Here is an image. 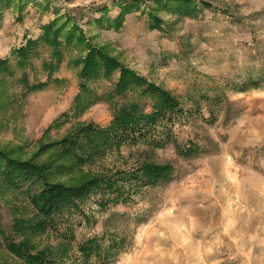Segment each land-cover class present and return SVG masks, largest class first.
Masks as SVG:
<instances>
[{
	"label": "rangeland",
	"instance_id": "1",
	"mask_svg": "<svg viewBox=\"0 0 264 264\" xmlns=\"http://www.w3.org/2000/svg\"><path fill=\"white\" fill-rule=\"evenodd\" d=\"M20 1L25 3L20 12L2 10L0 58L25 37L41 34L42 25L67 17L88 43L168 90L183 109L172 123L159 125V134L169 137L164 146H112L56 178L75 184L151 161L173 165L169 180L104 206L92 193L68 223L28 233L32 249L62 264H83L78 246L97 237L103 248H115L110 264H264V0H193L197 5L190 14L171 12L155 0ZM128 1L138 7L124 15L118 29L95 21L100 15L113 19L120 12L117 2ZM149 12L159 28L150 27ZM83 49L63 48L53 80L30 92L19 78L24 73L30 83L46 81L41 62L48 49L40 46L23 68L11 58L13 74L0 81V150L42 162L50 156L47 144L79 123L110 122L111 110L102 101L79 114L72 110L79 79L71 60ZM259 76V87L239 88ZM116 77L89 86L100 93ZM174 141L194 144L197 153L178 154ZM33 214L23 193L0 194V264H25L6 242L22 239L14 221ZM90 262L98 264L94 258Z\"/></svg>",
	"mask_w": 264,
	"mask_h": 264
},
{
	"label": "trees",
	"instance_id": "2",
	"mask_svg": "<svg viewBox=\"0 0 264 264\" xmlns=\"http://www.w3.org/2000/svg\"><path fill=\"white\" fill-rule=\"evenodd\" d=\"M171 12L190 14L197 3L193 0H155ZM163 3V4H162ZM119 14L113 19L100 15L95 18L98 23L106 22V27L118 29L124 15L131 8L138 7V2H117ZM25 3L20 0H0V22L3 9L16 7L20 12ZM205 6H210L205 3ZM100 11H108L101 8ZM150 27L159 28V19L152 12L148 13ZM70 19L57 18L42 25V33L37 37H25V42L13 47L10 54L0 58V81L13 74L11 58L15 66L23 68L29 59L38 56L39 47L48 49V58L41 62L46 73V81L30 83L26 74H21L19 82L26 92L42 89L53 80L52 75L63 60V48L84 47L83 54L71 60L78 66V92L73 98L72 110L79 114L96 102L106 103L111 110V119L106 126L93 122L79 123L63 138L47 144L51 150L47 160L42 162L33 159H15L9 151L0 150V194L6 189H15L26 196L34 214L29 218L15 220L13 227L22 239L19 242L7 241L6 247L25 264H62L53 256L42 251H34L27 240L28 233H42L57 228L61 223H68L73 213L79 210V202L92 193L100 195L99 204L125 201L141 187L155 185L169 180L173 175L171 163H154L143 161L133 168L118 170L104 175H93L78 183H62L56 178L72 171L94 156H99L107 148L118 147L123 143H145L149 147H162L169 137L157 131L159 125L172 123L182 115L183 109L179 100L168 90L149 81L134 69L108 54L103 47L88 43L85 35ZM117 74L111 87L98 92L89 84L100 78L111 79ZM260 76L249 78L241 90L259 87ZM238 88V89H239ZM147 106L150 108L146 110ZM57 124L58 121L56 122ZM56 124V125H57ZM166 129V128H165ZM164 133V132H162ZM178 154L188 157L197 153L194 144L180 145L174 141ZM78 249L82 254L83 264H91V258L98 264H110L114 257L112 246L103 248L97 237L82 242ZM90 262V263H89Z\"/></svg>",
	"mask_w": 264,
	"mask_h": 264
},
{
	"label": "crops",
	"instance_id": "3",
	"mask_svg": "<svg viewBox=\"0 0 264 264\" xmlns=\"http://www.w3.org/2000/svg\"><path fill=\"white\" fill-rule=\"evenodd\" d=\"M34 38V37H33Z\"/></svg>",
	"mask_w": 264,
	"mask_h": 264
}]
</instances>
